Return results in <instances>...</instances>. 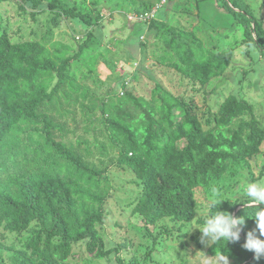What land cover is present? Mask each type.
<instances>
[{
	"label": "trees",
	"instance_id": "trees-1",
	"mask_svg": "<svg viewBox=\"0 0 264 264\" xmlns=\"http://www.w3.org/2000/svg\"><path fill=\"white\" fill-rule=\"evenodd\" d=\"M4 1L0 0V4ZM21 1V8L33 15L51 13L55 29L63 21L75 23L74 33H84L87 40L74 53L70 43L51 41L53 30L42 39L31 41H14L7 31L0 35V253L12 259L13 264H71L75 248L83 243L95 260L109 259L117 251L106 248L100 232L108 196L103 193L108 188L107 167L97 170L88 166L80 154L58 142L54 132L62 129L60 123L51 120V112L41 113L43 107L54 102L61 105L63 87L70 79V92L81 95L84 101L83 122L94 120L85 133L100 130L117 150L114 165L130 171L131 185L140 191L132 212L148 228L163 219L179 225L194 221L198 213L197 189L204 190L207 198L211 189L219 187V182L227 177L250 174L253 182L262 178L264 165L259 175L253 170L264 154V124L247 101L229 95L203 121L197 104L175 96L159 83L148 98L135 95L131 87L140 81L141 59L121 83V94L114 90L107 98L90 94L70 75L86 70L90 80V76H98L101 63L116 71L120 43L114 51L90 49L98 32L96 26L104 20L103 8L113 11L115 6L131 4L133 9L128 13L133 18L126 25H139L132 27V34L137 36H133L136 45L132 55L154 61L165 72L173 70L205 91L235 64V52L240 46L254 47L264 60V24L249 0H194L190 5L198 8L197 16L186 7L178 10V4L171 5V13L163 21L156 19V13L149 22L139 18L159 3L142 9L137 0H115L114 4L107 0ZM211 3L218 8L214 19L210 17L212 13L203 9ZM210 18L222 26L216 27ZM204 27L221 28L218 31L222 33L218 34L225 41L223 45L235 36L233 43L237 48L234 45L221 51L219 42L214 40L211 42L215 46L209 45L197 32ZM240 32L243 40L238 46ZM76 61L78 64H74ZM89 96L93 99L86 104ZM61 112L62 118L72 115L69 109ZM24 126L32 128L26 131ZM22 135H26L24 140ZM78 144L84 146L88 142ZM93 146L105 154L104 146ZM240 183L247 181L240 177L232 190ZM220 203L221 200L212 199L205 219L214 210L213 205L218 207ZM247 203L250 202L237 203L230 209L224 201L221 203L220 210L237 218L245 217V225L238 241L212 244L207 247V255L231 264H264V255L258 257L244 247L250 231L264 239L257 220L250 217L258 211L257 207L264 209V204ZM205 219L200 218L197 223L202 226ZM92 263L84 260V264ZM117 263L125 264L120 257ZM129 264L143 263L133 257Z\"/></svg>",
	"mask_w": 264,
	"mask_h": 264
},
{
	"label": "rangeland",
	"instance_id": "rangeland-1",
	"mask_svg": "<svg viewBox=\"0 0 264 264\" xmlns=\"http://www.w3.org/2000/svg\"><path fill=\"white\" fill-rule=\"evenodd\" d=\"M107 1L108 4L116 2L115 0ZM249 2L256 17L264 24V0H249ZM90 3L91 1H89ZM155 3L164 5L157 12L156 19L159 21H163L171 13V5L178 4V10H183L186 7L194 16L200 13L197 10L198 8L190 5L194 3V0H137L136 2L139 5L138 7L142 9ZM21 7V0H6L0 4V35L7 31L14 41H31L42 39L46 33L53 30L54 36L51 41L70 43L74 53L78 50L79 45L87 40V35L84 33L76 31L74 33L75 23L63 21L58 27L59 29H55L51 13L33 15L28 9H22ZM113 9L114 12L108 10L107 7L103 8L104 20L96 26L98 32L93 48L90 50L93 52H100L101 50L114 51L116 45L120 43L122 50L120 55L116 57L118 67L113 72L104 63H101L98 68V76H90V80H87L89 74L86 70H84L85 73H83V70L70 72L76 84L83 86L84 90L100 98H107L114 90L121 94V83L129 77L128 73L136 68L141 59L140 69L138 68L141 72L140 81L133 82V87H131V91L135 95L148 98L155 85L159 83L175 96L192 100L197 104L198 115L203 121L207 119L208 113L217 110L219 104L229 95H234L253 105L256 117L264 124V60L261 59L257 49L254 47L247 48L246 46H240L239 49H236L235 64L222 77L214 79L204 91L198 86L189 84L173 70L165 72L164 68L158 67V64L148 58L140 56L139 59H136L133 56L135 54L132 55L131 51L134 48L133 46L136 45L132 27L139 25H136L137 22L126 25L127 20L133 18V15L128 13L133 9V6L131 4L125 5V7L115 6ZM203 9H207L209 13H212L210 17L213 19L216 10H218L214 3L204 5ZM222 11L226 12L224 9ZM127 14L129 15L127 16ZM220 17L224 18V15L221 14ZM213 19H211L213 25H217L216 27L222 26L223 23L218 25V21ZM140 27L146 29V26ZM218 30L214 27H204L197 32L209 45L215 46L211 40L216 43L219 42L221 51H225L224 48L228 50L234 45L237 48L236 43H233L235 37L233 35L227 40L228 44L223 45L225 41L222 35H219L222 30ZM242 40L243 36L240 32L237 37L238 46ZM74 64H78V62L76 61ZM74 66L78 67L77 65ZM154 72L156 75H154ZM153 76L155 77L150 78ZM70 80L63 87L64 95H62L63 101H60L61 105L54 102L43 107L41 113L47 112L50 114L51 112V120L60 123L62 129L54 132V138L58 142H64L69 148L80 154L82 160L88 166L97 170H103L107 167L108 188L103 193L107 192L108 196L105 202V220L100 227V232L106 241V248L117 250L111 253L109 259L95 260L88 254L86 244L83 243L75 248V255L70 259L71 264H84V260L93 261L92 264H118V257L122 258L125 264H129V260L133 257L143 264H231L223 258L207 255L208 245L205 243L198 244L201 241L202 233L198 229L201 225L197 223V220L200 218L205 219L213 198L224 201L227 209L237 203L247 201L244 192L247 183L253 182L251 175L245 174L237 175L235 178H225L219 182V187L214 186V189H211L207 198L204 197V190L197 189L198 213L194 221L179 225L169 219H163L148 228L145 221L132 212V204L138 199L140 191L131 185L133 177L131 172L123 171L114 165L118 156L117 150L100 130L96 129L94 133H85L86 129L92 128L94 120L88 123L85 120L83 122L82 102L84 101L81 95L70 92ZM68 99H71V101ZM92 99L93 97L89 96L88 101L85 103L88 104ZM75 101L79 103L76 104ZM64 109H69L72 115L62 118L61 111ZM24 127L26 131L32 128L30 126ZM25 137L26 135H22L21 139L24 140ZM82 141L88 142L89 145L80 146L78 143ZM96 143L105 147L104 155L103 150L93 146ZM256 162L257 169L253 171L256 175H259L264 165V154ZM240 177L244 178L247 183L237 184L233 191L232 186L237 183V179ZM256 183L264 184V171L262 178ZM163 227L166 229L165 232H163ZM1 234L2 230H0V236ZM2 256L4 258V260H1L3 264H13L12 259H9L7 255L0 253V257Z\"/></svg>",
	"mask_w": 264,
	"mask_h": 264
},
{
	"label": "clouds",
	"instance_id": "clouds-1",
	"mask_svg": "<svg viewBox=\"0 0 264 264\" xmlns=\"http://www.w3.org/2000/svg\"><path fill=\"white\" fill-rule=\"evenodd\" d=\"M244 194L250 202L247 204H264V184L248 182ZM219 206L213 205L214 210L204 220L202 226L198 228L202 233L201 242L208 246L212 244L220 245L222 241H238L240 232L245 225V217H234L232 214L220 210ZM257 209L258 211L250 217L257 220L260 236H264V209L258 207ZM247 235L248 238L244 247L254 251L258 257L264 255V239L259 238L251 231Z\"/></svg>",
	"mask_w": 264,
	"mask_h": 264
},
{
	"label": "built area",
	"instance_id": "built-area-1",
	"mask_svg": "<svg viewBox=\"0 0 264 264\" xmlns=\"http://www.w3.org/2000/svg\"><path fill=\"white\" fill-rule=\"evenodd\" d=\"M161 6H163V5L159 4L157 6V8L152 10V12L146 13L142 18L140 17L139 20H142V21L144 20L146 22H149L150 20H152L154 18L155 14L157 13L158 8L161 7Z\"/></svg>",
	"mask_w": 264,
	"mask_h": 264
}]
</instances>
